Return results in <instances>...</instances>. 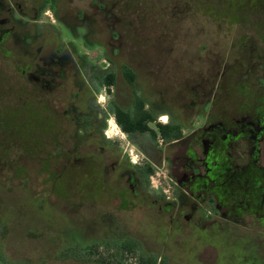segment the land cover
<instances>
[{"label":"flooded vegetation","instance_id":"af4514ba","mask_svg":"<svg viewBox=\"0 0 264 264\" xmlns=\"http://www.w3.org/2000/svg\"><path fill=\"white\" fill-rule=\"evenodd\" d=\"M123 1L0 0V58L24 95L0 102V163L18 180L0 188L33 210L16 230L0 218V264H17L3 243L45 237L61 249L46 264H264V58L240 64L234 91L226 68L201 81L188 53L130 35ZM16 115L34 123L25 136ZM63 202L73 216L55 238Z\"/></svg>","mask_w":264,"mask_h":264},{"label":"rangeland","instance_id":"374dc122","mask_svg":"<svg viewBox=\"0 0 264 264\" xmlns=\"http://www.w3.org/2000/svg\"><path fill=\"white\" fill-rule=\"evenodd\" d=\"M124 1L128 2L129 10H133L128 18L133 21V27L129 28L130 35L136 38L146 37V44L154 47V52L188 53L193 58L195 78L201 81L212 79L216 70L226 68L227 76L222 79V86L234 91L233 83L236 84V78L239 83L238 79L244 78L245 74L241 75L238 70L241 69L240 64L249 68L258 57L264 58V0ZM207 58L211 60L206 61ZM13 71L10 63L0 58V102L24 100L23 94L16 95L10 88L16 84ZM258 72L251 75H259ZM253 76H250L249 81H253ZM215 83L216 79L213 81V84ZM5 86L10 89L6 91ZM236 89L239 90L237 87ZM261 100H264V97ZM20 118V115L14 116L11 127L15 134L21 136V133H24L25 136L31 131L34 123L26 116L23 120ZM1 138L3 146L11 148L9 138L3 135ZM11 149L15 150L14 147ZM18 161L27 165L29 171L31 166L35 165V161L26 156L20 155ZM13 174L11 168L8 169L0 163V184H16L18 180L13 178ZM45 175L30 172L29 180L34 190L41 189V180ZM51 176L53 178V175ZM66 203L58 205L54 218L46 227L55 238L59 236L56 229H60L64 224L68 226L73 216L66 208L70 204ZM28 217H33V210L27 206V197L20 188H14L10 192H4L0 188V218L10 220L11 229L16 230L18 221ZM21 239L24 241V238ZM52 243V240L45 237L39 246L28 250L20 240L5 242L3 256L17 264H46L47 260L57 256L61 250L59 246L55 248ZM71 256L72 254H68L55 264H98L94 263L92 254H82V259ZM100 256L104 260L108 258L107 255ZM72 260L76 262L73 263ZM108 262L116 264L111 259Z\"/></svg>","mask_w":264,"mask_h":264}]
</instances>
